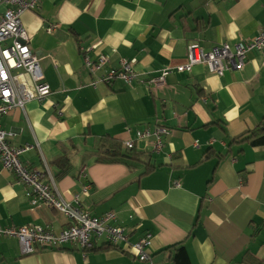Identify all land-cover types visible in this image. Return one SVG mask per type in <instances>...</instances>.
<instances>
[{
	"label": "crops",
	"instance_id": "crops-1",
	"mask_svg": "<svg viewBox=\"0 0 264 264\" xmlns=\"http://www.w3.org/2000/svg\"><path fill=\"white\" fill-rule=\"evenodd\" d=\"M21 23L51 93L2 115L0 128L13 135L11 145L28 147L21 162L43 170L58 198L92 216L112 213L110 225L127 241L29 255L0 236V264H173L179 246L187 264H264V143H250L264 121V50L252 49L241 71L221 76L202 64L176 70L191 43L204 52L220 44L233 51L253 40L264 29V0H41ZM100 57L107 63L91 71L87 60ZM123 62L136 72L130 85L101 81ZM164 69L163 84L146 85ZM160 127L167 133L157 154L152 139H134L136 131ZM129 140L153 157L155 169L95 161L98 146L126 149ZM61 156L71 165L56 179ZM25 194L0 166L1 226L54 233L69 226L62 213L32 206ZM143 238L145 262L134 250Z\"/></svg>",
	"mask_w": 264,
	"mask_h": 264
},
{
	"label": "built area",
	"instance_id": "built-area-1",
	"mask_svg": "<svg viewBox=\"0 0 264 264\" xmlns=\"http://www.w3.org/2000/svg\"><path fill=\"white\" fill-rule=\"evenodd\" d=\"M41 0H0L5 10L0 14V117L13 109H23L26 102L44 101L51 89L40 68V57L30 48V41L22 23L21 16L33 10ZM252 49L264 50V29L260 30L250 42H239L232 51L227 44H220L209 52L201 50L196 43L188 47L187 63L176 68L178 72H189L195 64L207 66L211 73L218 76L226 71H241L247 55ZM107 63V58L100 57L96 62L87 60L91 71H99ZM168 70H162L158 78H148L147 86L163 84ZM120 79L130 85L136 78L132 63L123 62L121 70H110L101 81L110 82ZM167 129L160 127L154 131L143 130L134 133V139H152V153L157 154L162 148V139ZM13 135L0 128V165L3 170L13 175L14 182L26 188V197L32 206L45 204L62 213L69 226L59 233L42 227H3L0 236L14 238L19 242L22 254H33L42 249H58L69 243H75L86 252L97 240H103L112 246L126 243L124 230L110 225L112 213L92 216L58 198L50 184L44 180L43 170L27 168L21 162V155L28 147H14L10 143ZM124 147L131 150L132 140L126 141ZM149 245L146 238L134 245L138 260L145 262L149 256L145 248Z\"/></svg>",
	"mask_w": 264,
	"mask_h": 264
},
{
	"label": "trees",
	"instance_id": "trees-1",
	"mask_svg": "<svg viewBox=\"0 0 264 264\" xmlns=\"http://www.w3.org/2000/svg\"><path fill=\"white\" fill-rule=\"evenodd\" d=\"M261 133H257V130H253L251 135L253 139L250 141L252 145H259L264 143V121L262 122ZM259 128H261L259 126ZM258 136V137H255ZM95 161L99 163L106 164H120L128 168H136L138 165H145V171H151L155 169V165L152 161V156L149 153L135 151L134 149L127 150L122 149L120 144L117 143H108L100 145L96 148L94 152ZM70 159L68 156H61L54 161V167L56 169L55 178L60 179L68 172L70 168ZM1 166V165H0ZM107 243H103L100 250L104 248H115ZM92 249V248H91ZM95 249V248H94ZM92 249V250H94ZM54 250V249H50ZM90 250V249H87ZM173 264H187V253L184 247L179 246L175 248V254L172 258Z\"/></svg>",
	"mask_w": 264,
	"mask_h": 264
},
{
	"label": "rangeland",
	"instance_id": "rangeland-1",
	"mask_svg": "<svg viewBox=\"0 0 264 264\" xmlns=\"http://www.w3.org/2000/svg\"><path fill=\"white\" fill-rule=\"evenodd\" d=\"M76 161V157H74V162Z\"/></svg>",
	"mask_w": 264,
	"mask_h": 264
}]
</instances>
